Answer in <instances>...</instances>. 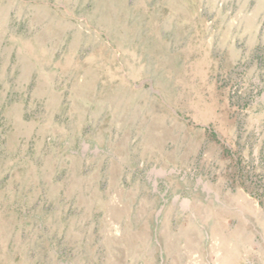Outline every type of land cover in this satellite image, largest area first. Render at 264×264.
Returning a JSON list of instances; mask_svg holds the SVG:
<instances>
[{"label":"rangeland","instance_id":"374dc122","mask_svg":"<svg viewBox=\"0 0 264 264\" xmlns=\"http://www.w3.org/2000/svg\"><path fill=\"white\" fill-rule=\"evenodd\" d=\"M0 264H264V0H0Z\"/></svg>","mask_w":264,"mask_h":264}]
</instances>
